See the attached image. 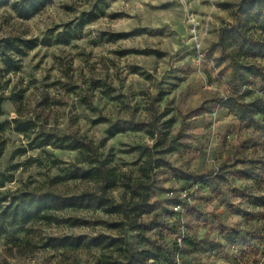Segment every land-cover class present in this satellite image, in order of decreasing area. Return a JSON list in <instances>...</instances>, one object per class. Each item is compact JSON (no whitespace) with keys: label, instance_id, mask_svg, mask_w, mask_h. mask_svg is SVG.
<instances>
[{"label":"rangeland","instance_id":"374dc122","mask_svg":"<svg viewBox=\"0 0 264 264\" xmlns=\"http://www.w3.org/2000/svg\"><path fill=\"white\" fill-rule=\"evenodd\" d=\"M190 18L198 28L209 18L201 64ZM229 25L222 53L212 45ZM262 26L264 0H48L29 18L0 6V38L36 42L11 63L0 50V94L23 92L21 113L5 100L0 121L34 123L26 134L13 123L0 132V199L95 188L70 177L87 155L37 148L40 133L93 141L111 159L110 195L118 202L130 200L126 185L145 182V148L155 144L162 162L144 185L150 212L140 221L153 229H116L122 215L92 208L26 224L0 213V264H264ZM241 44L260 55L234 54ZM241 64H254L255 73ZM245 89L244 98L233 93ZM252 98L258 103L242 118L241 104ZM181 234L192 244L177 255ZM118 237L130 242V253L113 245Z\"/></svg>","mask_w":264,"mask_h":264},{"label":"trees","instance_id":"16d2710c","mask_svg":"<svg viewBox=\"0 0 264 264\" xmlns=\"http://www.w3.org/2000/svg\"><path fill=\"white\" fill-rule=\"evenodd\" d=\"M48 0H0V6L11 5L12 9L16 12L20 18H29L32 14L39 11L44 7ZM224 8H228V4H223ZM229 30L226 26H222L218 31V39L213 43L214 49L219 48L222 53H227L229 45L224 44L226 32L234 30L232 25H229ZM261 30L264 32V26ZM263 37L260 41H264V34L259 35ZM230 44V43H228ZM36 45L35 40H24L17 36H8L0 38V50L5 58L6 63L14 61V56L24 54V47L31 48ZM241 57L245 56H259L260 52L253 51L251 46L247 49L243 47V44L233 52ZM233 58L235 55H233ZM223 57H220V62ZM254 64H241L240 69L246 70L251 73L254 72ZM234 95L242 96V98L249 96L250 93L247 90H234ZM23 92L14 93L12 95L0 94V115L2 114V103L5 100H10L16 110L21 113L23 108ZM258 98H252L249 102H243L241 104V117L245 116L246 108H252L254 104L258 103ZM13 123L14 130L20 133H27L30 131L34 123L31 119L23 120L14 118L9 121H0V132L5 127ZM34 143L37 148L46 146H52L57 148L77 149L81 153L87 155L88 164L86 166L75 165L70 170V177L74 179H81L85 181H93L95 188L93 190H83L76 194H63L54 191H24L19 193H13L5 195L0 199V213L2 216L10 219L11 222L20 224H26L33 220H51L52 213L70 208L80 209H100L106 214H120L123 216V221L115 222L113 227L116 229H129L132 231H148L153 229L152 222H141L140 219L143 215L150 212L149 197L146 190V183L150 181V171L162 166L160 158H154L153 149L145 148L143 155L147 156L146 165L140 167L141 175L145 177V182L140 185H136V188L131 186H125L126 190L130 193V200H124L122 202L116 201L111 195L110 191L115 186L116 174L115 169L111 166V159L109 156H103L99 152V147L86 137L73 138L70 141L69 136H53L51 134L40 133L34 138ZM3 148L0 147V155ZM146 179H148L146 181ZM3 183L0 182V186ZM6 203V204H3ZM175 213V212H173ZM179 217V216H178ZM183 245H191V240L184 236L182 240ZM113 245H122L125 250L130 253L131 244L122 237L115 238ZM177 252L181 253V248L176 242Z\"/></svg>","mask_w":264,"mask_h":264},{"label":"built area","instance_id":"2783aa9c","mask_svg":"<svg viewBox=\"0 0 264 264\" xmlns=\"http://www.w3.org/2000/svg\"><path fill=\"white\" fill-rule=\"evenodd\" d=\"M209 19V18H208ZM206 20L204 22V25L202 28H198V24L197 22L193 19L190 18L191 24H192V28H191V40L193 42V49L195 51V58L198 64H201L203 62H205L206 60V56H205V52L203 50V40L204 38L207 36L208 34V27H209V20ZM217 112L213 111V115H216ZM186 197V195L184 196ZM173 210L175 212L181 211V205L179 202L175 203L174 206H172ZM184 238V234H181L178 239V245L180 248H182V240ZM180 252H177V255H179Z\"/></svg>","mask_w":264,"mask_h":264},{"label":"crops","instance_id":"0c3cea01","mask_svg":"<svg viewBox=\"0 0 264 264\" xmlns=\"http://www.w3.org/2000/svg\"><path fill=\"white\" fill-rule=\"evenodd\" d=\"M217 39H218V32H217V37H216V40H214V43L217 41Z\"/></svg>","mask_w":264,"mask_h":264}]
</instances>
